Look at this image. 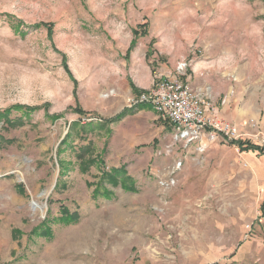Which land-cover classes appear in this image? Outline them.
Segmentation results:
<instances>
[{"label":"rangeland","instance_id":"obj_1","mask_svg":"<svg viewBox=\"0 0 264 264\" xmlns=\"http://www.w3.org/2000/svg\"><path fill=\"white\" fill-rule=\"evenodd\" d=\"M261 32L264 0H0V264H264V154L180 142L140 103L210 48L252 64ZM143 59L152 88L120 101Z\"/></svg>","mask_w":264,"mask_h":264},{"label":"crops","instance_id":"obj_2","mask_svg":"<svg viewBox=\"0 0 264 264\" xmlns=\"http://www.w3.org/2000/svg\"><path fill=\"white\" fill-rule=\"evenodd\" d=\"M260 35L261 39L264 40V32H261ZM134 38L133 34V39L127 49L129 63H126L125 60V65L123 64L125 72L128 74L137 73L138 66L142 63L141 59L134 57L137 56V52L134 53V50H132L129 53ZM228 44L225 45V51L215 52L210 48L208 51L205 50L201 56L196 55L193 58L192 65L183 75V80L194 91L201 94L208 93L211 98L213 97L212 102L220 116L235 125L239 133L245 137V140L260 146V143H255L250 138L255 130H260L264 134V64L261 63L264 62V51L262 57L257 56L252 64H249L246 55L235 56V50L233 52V48L235 49L234 41ZM228 47L230 48L228 49ZM262 47L264 48V41ZM121 55H123L122 52ZM185 59L183 57L176 59L174 63H170V61L165 63L171 71L175 72L178 65ZM221 59L225 61L222 62ZM163 60H165V57H163ZM143 62L146 65L142 69L146 75L145 81L140 80L139 84L136 85L129 76L126 75L125 77L124 74L120 75V73L117 75L119 82H114V85L120 91V101L124 102L129 96L134 95L133 88L135 87L141 92L152 88L155 74L151 71L149 64L147 65L149 62H145L144 59ZM163 72L167 73L166 71ZM160 75H163V73ZM254 125L255 127H253ZM212 141L214 140L204 137L194 145L202 151H206L210 146H217V143ZM223 143L233 146L225 140H223ZM244 153L255 154L256 152Z\"/></svg>","mask_w":264,"mask_h":264},{"label":"built area","instance_id":"obj_3","mask_svg":"<svg viewBox=\"0 0 264 264\" xmlns=\"http://www.w3.org/2000/svg\"><path fill=\"white\" fill-rule=\"evenodd\" d=\"M187 66L185 63L178 70L183 73ZM147 94L141 95V100L138 98L140 103L151 104L156 114L171 124L180 142L193 144L204 137L229 143L245 139L235 125L220 116L212 101L202 98L179 79L161 78L155 90Z\"/></svg>","mask_w":264,"mask_h":264},{"label":"trees","instance_id":"obj_4","mask_svg":"<svg viewBox=\"0 0 264 264\" xmlns=\"http://www.w3.org/2000/svg\"><path fill=\"white\" fill-rule=\"evenodd\" d=\"M143 27V26H142ZM134 33V40L131 44V47H130V50H129V53L130 51L133 50V48L136 46V41L138 40L139 36L143 33H139L138 29L137 30H134L133 31ZM134 92L136 94H140V92L137 90V89H134ZM80 110V109H79ZM79 114H81L82 112L81 111H77ZM123 116V115H121ZM120 117V116H119ZM233 146H236L238 147V149L241 151V152H256V153H259V154H264V147H261L259 145H256V144H253L251 143L250 141H246V140H243V141H237V142H230ZM261 218H264V203L262 204L261 206ZM68 216L64 215L63 218H66ZM76 220L72 219L70 221H68L67 223H73L75 222ZM69 223V224H70ZM49 231V230H48Z\"/></svg>","mask_w":264,"mask_h":264},{"label":"bare ground","instance_id":"obj_5","mask_svg":"<svg viewBox=\"0 0 264 264\" xmlns=\"http://www.w3.org/2000/svg\"><path fill=\"white\" fill-rule=\"evenodd\" d=\"M162 217H163V216H162ZM84 230H85V229H84ZM91 234H92V233H91ZM90 239H91V238H90ZM68 243H69V242H68ZM78 243H79V242H78ZM81 244H82V243H80V245H81ZM70 245H71V244H70ZM76 245H77V244H76ZM76 245H75V246H76ZM80 245H79V246H80ZM71 246H73V245H71ZM77 246H78V245H77ZM71 248H72V247H71ZM73 248H74V247H73ZM76 251H77V250H76ZM77 252H78V251H77Z\"/></svg>","mask_w":264,"mask_h":264}]
</instances>
